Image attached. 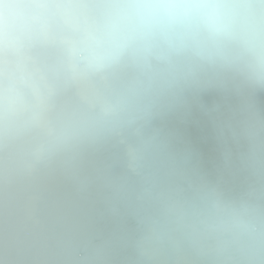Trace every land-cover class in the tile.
<instances>
[{
    "label": "clouds",
    "instance_id": "obj_1",
    "mask_svg": "<svg viewBox=\"0 0 264 264\" xmlns=\"http://www.w3.org/2000/svg\"><path fill=\"white\" fill-rule=\"evenodd\" d=\"M0 264H264V0H0Z\"/></svg>",
    "mask_w": 264,
    "mask_h": 264
}]
</instances>
